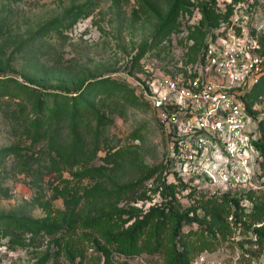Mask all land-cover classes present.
Masks as SVG:
<instances>
[{
  "label": "rangeland",
  "instance_id": "374dc122",
  "mask_svg": "<svg viewBox=\"0 0 264 264\" xmlns=\"http://www.w3.org/2000/svg\"><path fill=\"white\" fill-rule=\"evenodd\" d=\"M180 1L163 36L153 12L164 15L171 0H0V216L53 226L18 231L19 239L0 230V264H174L168 224L178 217L177 243L199 233L211 241L187 264H264V243L248 228L253 203L264 201V81L249 96L260 141L255 186L228 191L205 177H177L137 84L159 72H195L204 48L222 39L241 36L264 52V0ZM206 9L217 16L207 25ZM242 11L243 25L235 20ZM45 93L58 105L31 129ZM72 95L74 106L63 103ZM213 205L228 231L218 230ZM159 210L167 216L156 225ZM96 213L123 227L148 219L139 250L122 253L105 227L84 223Z\"/></svg>",
  "mask_w": 264,
  "mask_h": 264
},
{
  "label": "built area",
  "instance_id": "2783aa9c",
  "mask_svg": "<svg viewBox=\"0 0 264 264\" xmlns=\"http://www.w3.org/2000/svg\"><path fill=\"white\" fill-rule=\"evenodd\" d=\"M248 14L235 20L243 25ZM241 36L209 43L194 75L159 72L137 80L168 140L172 171L205 177L220 191L252 187L260 158L256 125L241 95L259 81L264 55Z\"/></svg>",
  "mask_w": 264,
  "mask_h": 264
},
{
  "label": "trees",
  "instance_id": "16d2710c",
  "mask_svg": "<svg viewBox=\"0 0 264 264\" xmlns=\"http://www.w3.org/2000/svg\"><path fill=\"white\" fill-rule=\"evenodd\" d=\"M182 7L180 0H171L170 5L168 9L166 10L164 15L158 14L157 12H153L154 15L159 19V24L157 28V32L161 33V35H167L170 32V29L172 27V24L174 20L177 18L179 11ZM203 19H201V24H209L213 20L215 21L217 16L211 15L210 10L206 9L203 11ZM171 24L169 28L167 26ZM206 45V44H205ZM204 45V46H205ZM206 48V47H205ZM204 48V50H205ZM204 50L202 51V58H204ZM261 54L264 55V52H261ZM203 61V59H202ZM195 72L188 74L189 76L194 75ZM186 76V75H185ZM264 81V72L261 75L258 82L253 84L250 89L243 92L241 95V98L244 102V106L246 111L251 115L252 119L254 120V114L251 109V102L249 101V96L257 94L258 90H256V86L259 84V82ZM257 92V93H256ZM4 94H11L10 91H3ZM50 94H40L37 98L36 102V117L32 119L33 127L31 129H34L39 126L42 121L52 113L53 108L58 105L55 95L51 99H47ZM74 96V95H72ZM48 100H51L48 102ZM67 100V99H66ZM64 101L63 103H70L72 106L76 103V97L74 96V99L71 101ZM32 101L31 98L28 99V103ZM85 107L91 108L90 103H86ZM76 111V106L74 107ZM85 110H88L87 108ZM89 111V110H88ZM255 121V120H254ZM256 125V122H255ZM256 145L258 148L260 147V141L259 137L257 136V139L255 140ZM260 149V148H259ZM64 154V153H62ZM169 160V158H168ZM260 161V159H259ZM178 178H182L180 176H177ZM184 179V178H182ZM130 185L125 186V190H129ZM228 191V190H227ZM249 191V190H247ZM245 191V192H247ZM228 192L224 193L223 196H227ZM231 198L234 202L236 201L235 195H231ZM213 208L215 210L211 211V216L214 219V222L221 232L228 231V223L222 218L221 211L217 210L215 208V205H213ZM154 214L158 215V219L154 222V224L158 225V223L162 220L161 218H165L167 216V213L163 210H159L158 212L155 211ZM183 216V215H180ZM249 216L251 218V224L248 225V228H250L254 234H255V242L258 244L264 243V201H255L253 203V209L249 212ZM183 218H185L186 221L191 220L192 217L184 215ZM172 220V219H171ZM149 220L148 219H138L134 220L132 223H130L127 227H123V222H120L116 219H113L111 215H105L101 213L91 214L84 220V223L88 226L92 227H98L103 226L105 227V235L107 239L110 242H113L115 244V247L118 251L125 253V254H131L139 250V247L136 245V240L138 236L146 229L148 225ZM180 222L181 219L178 217L176 218V221L174 220L173 223L168 224V226L171 229L172 234V240H173V246H172V261L174 264H187L191 258V252L194 250H204L210 247L211 241L208 239L209 237H204L201 233L198 234V236L194 238H191L188 236H181L179 243L177 233L180 231ZM52 224L50 222H41L37 218H31V217H25V216H17V215H3L0 216V230L2 231V235H15V238H18V231L26 232V231H32L36 232L40 230L41 228H52ZM14 232V233H11ZM154 248H158V243H153ZM149 246H152L151 244ZM181 247V249L178 248Z\"/></svg>",
  "mask_w": 264,
  "mask_h": 264
}]
</instances>
